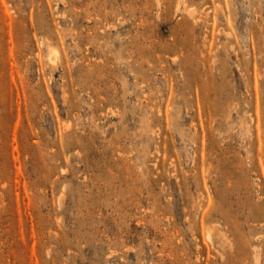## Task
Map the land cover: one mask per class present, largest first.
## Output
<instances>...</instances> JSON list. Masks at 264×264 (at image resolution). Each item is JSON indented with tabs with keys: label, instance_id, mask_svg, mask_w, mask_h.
<instances>
[{
	"label": "rangeland",
	"instance_id": "rangeland-1",
	"mask_svg": "<svg viewBox=\"0 0 264 264\" xmlns=\"http://www.w3.org/2000/svg\"><path fill=\"white\" fill-rule=\"evenodd\" d=\"M0 264H264V0H0Z\"/></svg>",
	"mask_w": 264,
	"mask_h": 264
},
{
	"label": "bare ground",
	"instance_id": "bare-ground-1",
	"mask_svg": "<svg viewBox=\"0 0 264 264\" xmlns=\"http://www.w3.org/2000/svg\"><path fill=\"white\" fill-rule=\"evenodd\" d=\"M52 50L54 51V49H52ZM53 51H52V52H53ZM54 53L57 54L55 51H54ZM54 53H53V54H54ZM55 54H54L53 56H55ZM47 57H48V56H47ZM48 59H49V58H48ZM209 230H210V229H209ZM209 232H210V231H209ZM210 233H211V232H210ZM208 235H209V233H208Z\"/></svg>",
	"mask_w": 264,
	"mask_h": 264
}]
</instances>
